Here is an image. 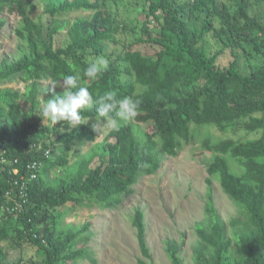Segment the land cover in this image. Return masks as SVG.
Instances as JSON below:
<instances>
[{"label": "trees", "instance_id": "16d2710c", "mask_svg": "<svg viewBox=\"0 0 264 264\" xmlns=\"http://www.w3.org/2000/svg\"><path fill=\"white\" fill-rule=\"evenodd\" d=\"M6 15L18 18V44L15 56H0V194L13 179H30L28 164L41 162L42 170L28 182L23 211L0 212V264H8L7 243L42 252L41 263L32 264H97L87 246L90 224L66 230L64 218L77 209L119 208L142 178L195 141L193 125L260 134L202 142L208 191L205 220L195 227L196 264H264V0H0V37ZM98 56L109 66L93 81L83 73ZM76 74L94 99L114 91L139 100L137 117L110 129L101 143L93 129L103 123L98 105L84 110L86 124L77 128L44 124V101L63 93L52 84ZM18 82L23 92L6 86ZM215 181L238 208L231 235L214 204ZM132 225L137 264H154L144 211L136 209ZM181 252V243L167 241L171 264H184Z\"/></svg>", "mask_w": 264, "mask_h": 264}, {"label": "rangeland", "instance_id": "374dc122", "mask_svg": "<svg viewBox=\"0 0 264 264\" xmlns=\"http://www.w3.org/2000/svg\"><path fill=\"white\" fill-rule=\"evenodd\" d=\"M134 17H137V13ZM6 19L7 27L0 37V56L13 57L16 55L18 41L12 30L18 18L15 15H6ZM64 35L65 33H62L56 37V45L62 43ZM45 84L49 85L50 82ZM6 86L18 88L22 92L25 90L22 82ZM109 130L99 127L96 143H101ZM192 130L196 134L195 141L185 145L177 157L165 158L162 168L155 175L142 178L134 186V193L124 198L119 208L105 211L98 208L77 209L64 218L62 229L66 230L69 227L82 229L86 224H90L86 234L91 236V239L87 246L93 250L91 255L97 264H137L141 259L137 230L132 225V216L136 209H141L145 213L147 245L154 264H171L166 254V243L169 240L182 244L181 257L184 264H196L194 250L199 239L195 227L205 220L208 191L206 183L208 155L202 151V142L206 137L214 142L227 139L247 141L258 138L260 134L240 129L237 132L232 130L222 132L214 126L197 130L193 125ZM91 146L92 144H88L81 152L87 153ZM59 153L57 151L54 155ZM227 158L233 171L237 172L234 168L235 160ZM64 168L65 166H61L53 170L51 176L54 178L60 175ZM213 199L221 218L228 224V232L231 235L230 223L240 216L237 206L224 193L218 181L214 182ZM67 207L63 211H67ZM5 245L9 249L8 264H18L21 260L27 264H32V260L41 263L44 258L42 252H38L37 248L29 244H25L23 248L13 247L8 243ZM81 264L93 263L85 260Z\"/></svg>", "mask_w": 264, "mask_h": 264}, {"label": "clouds", "instance_id": "9594fccd", "mask_svg": "<svg viewBox=\"0 0 264 264\" xmlns=\"http://www.w3.org/2000/svg\"><path fill=\"white\" fill-rule=\"evenodd\" d=\"M108 66V60L103 56H98L84 69L83 75L94 81L107 71ZM80 79V75L76 74L66 76L62 83L60 81L52 84L53 91L55 86H59L63 89V93L62 96L44 101L40 115L44 124L56 126L65 123L70 128H77L86 124L84 110H90L95 105H98V118H103L102 124L98 119L93 125L95 131L99 127L117 130L122 123H127L137 117L140 110L139 100L131 97L118 98L114 91H107L94 99L87 87L78 86Z\"/></svg>", "mask_w": 264, "mask_h": 264}, {"label": "built area", "instance_id": "2783aa9c", "mask_svg": "<svg viewBox=\"0 0 264 264\" xmlns=\"http://www.w3.org/2000/svg\"><path fill=\"white\" fill-rule=\"evenodd\" d=\"M47 157L51 156V150H46ZM4 163L5 161L2 160ZM17 163V160L15 161ZM27 170L32 172L30 179L24 175L19 178L13 179L11 189L5 193L0 194V212L7 211L8 213L20 214L23 211L24 204L27 203V192L29 190L28 182L38 177V172L42 170V163L34 161L27 165ZM15 175H19V169L13 168L12 171Z\"/></svg>", "mask_w": 264, "mask_h": 264}]
</instances>
